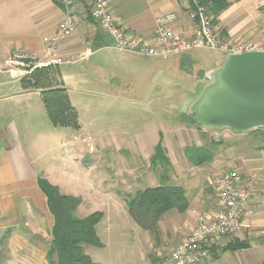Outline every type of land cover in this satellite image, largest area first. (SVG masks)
<instances>
[{
	"label": "crops",
	"instance_id": "0c3cea01",
	"mask_svg": "<svg viewBox=\"0 0 264 264\" xmlns=\"http://www.w3.org/2000/svg\"><path fill=\"white\" fill-rule=\"evenodd\" d=\"M228 2L229 5L215 22L220 33L234 41L263 38L264 0ZM110 4L124 31L135 37L152 41L158 18L171 11L177 14L176 30L190 34L192 29V22L188 19L189 0H110ZM64 15L63 7L57 0H0V264H50L47 255L53 240L55 217L39 181L41 177L46 178L64 193L52 161L57 158V150L69 145L62 143L59 147L60 140H67L63 139V131H66L63 129L70 128L53 126L43 103L41 90L25 88L22 78H15L2 71L1 65L17 49L42 52L45 38L55 31ZM74 15L75 30L60 44L59 52L63 56L77 58V61L56 65L60 72L57 79L67 89L71 103L79 113L81 129L76 130V138L90 137L95 150V140L99 142L103 132H93L87 128L93 123L88 125L83 121L84 116L94 115L95 108L103 112L122 109L124 106L149 108L150 85L160 88L166 84L169 86L171 73L174 72L178 76L184 75L181 77L182 83L186 76H193L194 87H198L204 72L221 65L225 58V54L220 52L214 63L207 64L203 62L198 50L167 57L122 52L112 46V38L92 18L88 2L75 0ZM81 57L83 58L80 59ZM185 65L199 68L198 75L194 77L195 72L188 71ZM224 133L231 137L228 132ZM246 133H239L233 139H243L244 143V138L241 137ZM254 133L264 139L260 132ZM254 133L251 135H256ZM251 135L249 137L253 138ZM247 143L234 147L233 152L227 153L224 158L216 157L217 160L213 158L215 161L208 163L213 164L210 175L218 174V169L214 168L219 165V159L228 168L253 173L259 181L261 196L251 204L249 209L252 211L243 217L246 226L240 233L231 238H223L215 245L221 247L230 240L238 239L247 242L249 246L236 251H225L215 259L212 256L210 264H222V261L224 264L264 263V143L246 146ZM67 157L73 159L72 155ZM96 162L97 159L87 163V173L93 171ZM59 169L67 171L62 167ZM135 174L136 172L126 174L125 181H119L118 174L107 180L106 173L102 172L98 180L99 186L91 188L103 191L104 194L112 192L107 197H112V200L120 204L123 202L126 207L121 194L116 196L113 191L130 193L136 181ZM69 177L71 181H75L74 174ZM118 185L121 187H117ZM179 185L185 188L190 201L185 212L177 211L181 215L180 223L185 225L182 232L185 235L195 225L196 215L214 213L217 202L213 208L206 186L191 194L185 184ZM212 188L216 193L215 187ZM100 199L103 200L104 196L98 193V200ZM83 202L82 200L80 206ZM101 212L104 213V218L107 211L102 209ZM182 236L178 237L181 239ZM225 258L228 260L225 261Z\"/></svg>",
	"mask_w": 264,
	"mask_h": 264
},
{
	"label": "rangeland",
	"instance_id": "374dc122",
	"mask_svg": "<svg viewBox=\"0 0 264 264\" xmlns=\"http://www.w3.org/2000/svg\"><path fill=\"white\" fill-rule=\"evenodd\" d=\"M198 54L204 63L212 64L215 62L216 56H220L221 53L220 51L200 49ZM184 67L188 71L195 72L194 77L199 73V68L196 66L185 65ZM182 76L184 75L178 76L177 73L172 72L169 86L166 84L160 88L150 85L149 108L140 106V109H137L120 105L122 109H111L104 112L95 108L93 116H84V122L88 125L93 123L87 128L92 129L93 132L98 130L103 132L99 142L95 140V152L89 150L80 136L76 138L78 134L76 130H80L81 127L63 129L66 130L63 131V139L67 140L65 142L60 140L59 147L62 143L69 145L57 150V158L52 161V167H56L57 171L53 170L56 171L62 191L70 193L69 195L71 193L78 194L73 196L80 197L84 201L81 208L79 207L76 211L77 217H85L102 209L107 211V215L97 225V233L104 246L85 244V252L96 263L169 264L170 253L187 233L182 234L185 225L180 223L181 215L175 210L167 212L168 214L166 213L167 215L162 218L159 239H156L149 231L142 229L137 223H134L123 202L120 204L112 200V197H107L112 192L104 194L103 191L91 188L99 186L98 180L102 172L106 173L107 180L113 179V175L118 174L119 181H125L126 174L130 175L136 172V181L133 183V190L130 193H135L146 187H155L163 182L175 185L183 183L191 194L206 186V192L211 196L212 207L215 208L216 193L212 187H215L213 180L216 179L214 178L216 175L215 173L210 175L213 166L210 163L215 161L213 158L222 159L227 153L233 152L234 147L241 146L246 142H248L245 144L246 146L264 143V139H261L263 137L254 133L255 131L243 135L241 137L244 138L243 143V139H233V137L239 136V133L231 130L203 129V127L188 123V120L184 122L182 101L198 93L200 86L194 87L193 76H186L183 89ZM177 77H180V80ZM83 114H85L84 111ZM224 132H228L231 137L225 135ZM258 132L264 135V130L260 129ZM252 133L256 135H251ZM250 135L253 138L249 137ZM160 142L166 148L171 165L160 163L153 166L151 163L152 154ZM191 146L209 149L213 154L212 162L205 163L206 165L204 164L203 167L196 166L187 154L188 148ZM67 155H72L73 159ZM95 159L97 162L93 171L87 173V163H91ZM218 164L214 168L218 169V173L228 169L222 161L219 162V159ZM61 167L67 171H60ZM71 174H74L75 181L70 180ZM209 176L210 178H208ZM113 192L116 196L121 194L123 199L129 193L123 190ZM98 193L102 197L104 196L103 200H98ZM179 235H183L181 239L178 237ZM211 262L210 260L206 264ZM224 263L222 261V264Z\"/></svg>",
	"mask_w": 264,
	"mask_h": 264
},
{
	"label": "built area",
	"instance_id": "2783aa9c",
	"mask_svg": "<svg viewBox=\"0 0 264 264\" xmlns=\"http://www.w3.org/2000/svg\"><path fill=\"white\" fill-rule=\"evenodd\" d=\"M85 1L90 6L92 18L112 38V46L122 52L167 57L200 49L224 54L264 51V37L234 41L222 35L215 24L214 15L201 0H189L188 19L192 22L190 34L176 30L177 14L171 11L158 18L152 41L126 33L112 12L110 0ZM57 2L63 7L65 15L55 31L45 38L43 51L14 50L3 60L2 71L23 79L37 68L77 61V58L66 57L59 52L60 44L76 27L75 0ZM82 142L90 151L95 150L90 137L82 138ZM215 178V212L196 215L195 225L170 253L169 264H206L212 257V249L220 240L233 237L246 226L243 217L252 211L249 209L251 204L261 196L257 177L249 171L228 168L216 174Z\"/></svg>",
	"mask_w": 264,
	"mask_h": 264
},
{
	"label": "trees",
	"instance_id": "16d2710c",
	"mask_svg": "<svg viewBox=\"0 0 264 264\" xmlns=\"http://www.w3.org/2000/svg\"><path fill=\"white\" fill-rule=\"evenodd\" d=\"M201 1L210 9L215 22L229 5L228 0ZM59 75L60 72L55 65L37 68L30 76L23 78L22 83L25 88L41 90V97L53 126L78 129L80 127L78 110L71 103L67 89L57 79ZM183 115L184 122L188 120V123L195 125L191 117ZM188 150L187 154L196 166H202L212 160L213 154L209 149L191 146ZM151 163L153 166L160 163L171 165L166 148L161 142L155 147ZM39 182L55 217L53 240L47 255L49 263L100 264L94 262L85 252V244L104 246L97 233V225L101 222L104 213L96 211L85 217H77L76 211L82 203L80 197L63 194L57 185L46 178L41 177ZM124 200L133 220L156 239L160 236L159 222L164 214L171 210L183 213L190 206L185 188L168 182L128 193ZM248 246L249 244L245 241L233 239L221 247L215 246L212 249V256L215 259L225 251H236Z\"/></svg>",
	"mask_w": 264,
	"mask_h": 264
},
{
	"label": "water",
	"instance_id": "95a60500",
	"mask_svg": "<svg viewBox=\"0 0 264 264\" xmlns=\"http://www.w3.org/2000/svg\"><path fill=\"white\" fill-rule=\"evenodd\" d=\"M195 125L246 133L264 128V51L227 53L207 69L198 93L183 99Z\"/></svg>",
	"mask_w": 264,
	"mask_h": 264
}]
</instances>
